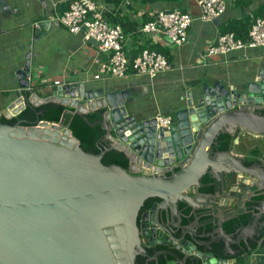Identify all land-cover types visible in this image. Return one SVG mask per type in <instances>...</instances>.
<instances>
[{
    "label": "water",
    "instance_id": "water-1",
    "mask_svg": "<svg viewBox=\"0 0 264 264\" xmlns=\"http://www.w3.org/2000/svg\"><path fill=\"white\" fill-rule=\"evenodd\" d=\"M255 70L253 79L203 82L199 91L193 86L167 130L157 128L155 116L138 118L149 105L133 98L131 88L88 89L82 82L66 83L53 86L50 96L39 99L33 93L29 52L16 73L21 90L9 110L19 113L29 104L47 103L70 106L80 114L105 109L103 125L111 145L100 154L85 152L63 124L67 111L59 124L0 123V264H136L137 256H148L138 217L153 197L162 202L143 215V235L151 232L152 247L163 243L167 234L165 241L184 254L183 260L166 264H185L188 258L228 264L211 252L197 251L195 239L177 238L161 222V210L171 207L175 214L180 200L193 206L187 193L200 186L209 169L218 178L222 158L231 160L236 172L264 176L260 165L246 167L231 152L213 149L223 133L234 135L240 129L264 135V59ZM9 110L3 117H17ZM110 150L125 153L130 169L104 165L103 156ZM137 167L153 174L136 172ZM177 168L179 172H174ZM221 232L231 239L223 228ZM149 261L158 263V258Z\"/></svg>",
    "mask_w": 264,
    "mask_h": 264
},
{
    "label": "crops",
    "instance_id": "crops-1",
    "mask_svg": "<svg viewBox=\"0 0 264 264\" xmlns=\"http://www.w3.org/2000/svg\"><path fill=\"white\" fill-rule=\"evenodd\" d=\"M97 1L100 4H103L100 0ZM144 1L146 3H144ZM144 1L123 0L121 4L125 17L137 26H140L139 24H142L148 19L150 21L153 14L162 10H181L189 12L195 18L199 16L197 0ZM225 1L227 3L226 13L212 22L205 23L196 19L189 30L187 43L181 47L174 45L166 37L158 36L152 40L147 35L143 34L141 29L137 32L134 31L133 33L128 34L124 49L130 59L136 58L141 52L140 49H146V46L150 43L168 49L173 64H181L184 66V69L163 74L156 79H150L146 76L129 73L126 78H123V82L112 84L113 80L119 79L103 78L101 80H95L94 78L98 72V66L94 63L98 54L97 46L93 42H86L81 35L70 34L66 28L51 19V17L56 18L57 16L62 15L63 11L59 8H61V5L65 4L67 10L71 0H23L25 4L24 6L27 9L30 10V6H34V11H36V20L34 24L37 22H44L42 28L44 31L38 35L39 38L42 37L45 30H49L46 34L48 36L51 35V32L53 33V37L47 41L46 49L42 52L43 60L47 61L44 62V64L48 65L50 68L48 81L42 82L41 86L38 88L39 91H37V88L35 87L33 93L39 99H44L50 96V89L55 85L82 82L88 89H101L103 87L131 88L135 95L133 98L136 97L144 103H150L155 100L154 96L157 95V93L160 94L161 92L165 93L167 90H174L176 93L174 96L171 94H160L162 96L161 101L164 102V104L159 106L158 103L154 104L152 107L145 106L141 109L144 110V112L141 114L137 113V116L138 118L143 119L147 116H156L157 114H165L175 117L177 107L181 106L182 99L186 100V94L193 86V84H191L192 82L196 83L203 81L212 85L216 80H221L225 83H236L238 81H245L247 78L253 79L256 75L255 68L264 59V48H260L247 50L245 52H235L226 57H215L207 67H201L198 65L200 55L203 54L205 52L204 50H207V48L211 46L221 34H223L225 29L229 28L230 24L243 21L248 17L253 20L254 15L264 8V0ZM25 7L23 9L26 12ZM0 10L20 15L19 9L15 6V0L2 1L0 3ZM33 32L34 36L38 33L35 29ZM63 32H66L67 36L61 38ZM36 40H38V37ZM55 48L59 49L55 50ZM52 49H54V52ZM64 52L70 53L68 55V58L70 59L67 60L68 62L62 60L59 65V60L57 62H55L56 59L50 61L49 58L52 54H55L58 59ZM27 57L28 54L26 55V61ZM62 58L64 57H61L60 59ZM25 63L20 69L24 67ZM174 73L180 74L175 76ZM93 83H104V85L88 87V85ZM201 86H195V91L201 90ZM10 90L2 91L1 94L8 96L10 92H15L16 97L11 101L13 102L12 104H14L18 100L17 91L21 89L19 86H12ZM22 94L25 96L24 93ZM173 97L177 100V103L175 104L171 103ZM81 104L85 103L81 102ZM10 106L1 109L0 115L6 116ZM162 106H167L168 109H163ZM65 107L68 112L67 115L77 113L75 108L70 106ZM11 111L14 110H9L10 114L12 113ZM234 135L236 136L234 146L229 152H231L234 157L242 159L243 164L245 165L244 161L250 160L248 159L250 151L254 148H261L260 157L256 158L254 164L246 167L260 165L261 168L264 169L262 164V156L264 154V135L259 136L240 129L237 130ZM105 140L111 145L109 139L105 137ZM232 163L233 162L229 159H221V162L218 164V168L220 169V176L218 178H216L215 173L209 169L207 173L212 174L217 182H219V190L216 194L200 193L198 190L201 187L200 181V186L194 187L187 193L189 198L193 201V206L186 201H183L186 202L183 210L184 215L179 213L177 214V217L181 224L186 226V239L191 240L192 242L195 239L198 242V244H196L197 251H199L198 246L209 250L207 248L209 247V244L211 247L214 245H220V248H225L227 247L226 243H228V252L226 249L224 252L225 254L220 251L223 254V258L216 257L217 259L227 260L228 264H237L239 259L243 260L244 264H264V176L257 177L251 173L236 172L232 168ZM229 168H231L230 172L225 171ZM137 170H143L148 175L153 174L152 171L145 168L141 170V167H137L136 172ZM169 173L170 172L167 174ZM137 174L140 175L142 173ZM259 197H261V200L257 201ZM188 208H191L190 213L186 212ZM245 214H252L254 217V220L250 225L239 229L236 233H227L225 231L223 225L226 222ZM191 215L196 216V218H194L193 223L188 224V222L185 221L189 219ZM206 217H212L213 223L215 222V229L212 232H206V223L201 222V220ZM180 222L177 226L180 225ZM221 228H223L224 232L231 237L229 241L224 237ZM253 243H256V248L251 246ZM200 260L203 262L202 259Z\"/></svg>",
    "mask_w": 264,
    "mask_h": 264
},
{
    "label": "built area",
    "instance_id": "built-area-1",
    "mask_svg": "<svg viewBox=\"0 0 264 264\" xmlns=\"http://www.w3.org/2000/svg\"><path fill=\"white\" fill-rule=\"evenodd\" d=\"M129 4V3H128ZM199 16L195 18L189 12L181 10L159 11L141 29L152 40L168 38L174 45L181 47L188 41L189 30L193 22H212L227 11L225 0H197ZM106 5L97 0H71L69 8L52 21L62 25L72 35H81L86 42H93L98 48L95 65L98 72L95 80L103 78L123 79L129 73L156 79L159 76L183 70V65L170 63L168 59L151 49L142 50L131 62L125 48L127 36L120 25H111L105 18ZM44 22L34 24V29L42 30ZM264 48V16L253 19L247 40L240 39L235 33L221 34L217 40L200 55L198 65L207 67L215 57H226L235 52H245ZM12 116L19 113L11 111ZM3 115H0V119ZM158 129L170 130L174 117L165 114L155 116ZM264 166V154L262 156Z\"/></svg>",
    "mask_w": 264,
    "mask_h": 264
},
{
    "label": "trees",
    "instance_id": "trees-1",
    "mask_svg": "<svg viewBox=\"0 0 264 264\" xmlns=\"http://www.w3.org/2000/svg\"><path fill=\"white\" fill-rule=\"evenodd\" d=\"M100 1L108 8L104 15L107 21L111 25H120L123 28L124 34L126 36H128V34L130 33H133L134 31H139L147 22H149L148 19L142 24H139L140 26H137L135 23L130 22V20H128L123 14L124 10H122L121 6L123 0ZM144 3L146 2L144 1ZM66 8L65 4H63L59 9L64 13ZM259 16H264V8L261 9L256 15H254V18ZM252 22L253 20H251V18L249 17L243 21L234 22L229 25V28L225 29L223 34L233 32L238 38L247 40ZM146 49L157 51L158 53L164 55L170 63H173L170 56V51L168 49L150 43H148ZM140 50L142 51L143 49ZM132 60L133 59H131V62ZM202 83L203 81L196 83L192 82L191 84H193V86H197L201 85ZM65 111L66 107L57 103H47L39 107H34L33 105L29 104L17 117L12 119H6L5 117H3L0 120V123L10 126H14L18 123H21V125L23 126H36L41 121L59 124ZM104 113L105 109H99L93 113H74L66 115L64 119L63 124L72 131L73 136L79 140V142L81 143V147L85 152L100 154L104 149H107L110 146V143L105 140L106 130L103 125ZM235 139V135H231L228 133L220 135L213 147L214 151H231L234 146ZM260 155L261 148H254L249 153L248 159L250 160L244 161L245 165L250 166L254 164L256 162V158H259ZM102 162L106 166L116 165L125 170L130 169V160L127 155L117 150H110L106 152L103 156ZM179 170L180 168H177L174 172H179ZM171 175L172 173L167 174L168 177H170ZM219 188V182H217L212 174L207 173L201 178V187L198 190L203 194H216ZM260 200L261 197L257 199V201ZM160 201L161 199L158 197L149 198L143 206L141 213L150 210L155 203H159ZM180 205L183 209L186 204L181 203ZM186 212L190 213L191 208H188ZM193 219L194 217L190 216L189 219H187L185 222L190 223ZM212 219V217H206L201 220V222L206 223V232H212L215 229V222L213 223ZM253 220L254 217L252 214H245L229 220L223 225V227L227 233H236L239 229L250 225ZM251 246L256 248V243H253ZM198 250L205 254L211 252L217 258H223V254L220 251H222L223 253L225 252V248H220V245L212 246L211 250H206L204 247L198 246ZM161 252H166L169 254H167V256H163L160 255ZM147 253L149 258L157 256L158 263L155 261H148L147 257L140 255L136 258V264H166L170 260L184 259V254L182 252H180L178 249H170L168 245H159L155 248L148 249ZM186 264H203V262L198 258H188L186 260ZM237 264H244V261L239 259L237 261Z\"/></svg>",
    "mask_w": 264,
    "mask_h": 264
},
{
    "label": "rangeland",
    "instance_id": "rangeland-1",
    "mask_svg": "<svg viewBox=\"0 0 264 264\" xmlns=\"http://www.w3.org/2000/svg\"><path fill=\"white\" fill-rule=\"evenodd\" d=\"M2 1L4 0H0V3ZM24 5L25 4L23 0H17V4L15 0V6L19 9L20 15L15 13L13 14L9 11L3 12L0 10V110L4 109L5 107H9L13 103L11 101L16 97L15 92H10L8 96L2 95L1 92L10 90L12 86H19L16 73L26 62V55L29 52H32L33 55V84L34 87L37 88V91H39L38 88L41 86L42 82L48 81V75L50 74L49 66L44 64V62L47 61L43 60L42 52L46 49L47 41L53 37V33L51 32V35L48 36L46 34L49 32V30H45L42 37L39 38L38 35L44 31L43 29L42 31H38L36 36H34L33 25L36 20V11H34L33 5L30 6V10ZM24 7L26 8V12L23 9ZM66 36L67 33L63 32L61 38ZM37 37L38 40H36ZM58 49L59 48H55V50ZM52 51L54 52V49H52ZM69 54L70 53L68 52H64L58 59L56 58L55 54H52L49 59L50 61L56 59L55 62L59 60L58 63L60 65V61L63 60L64 62H68L67 60H70L68 58ZM61 57L64 58L60 59ZM179 74L180 73H174L175 76H178ZM120 82H123V79L113 80L112 84H119ZM96 85L103 86L104 83H93L88 85V87H93ZM167 91L165 93L161 92L160 94H171L172 96L176 94L174 90ZM160 94L157 93V95L154 96L155 100L148 103L150 107L158 103L159 106L164 104V102L161 101L162 96ZM171 103H177L175 97L171 99ZM162 107L163 109H168L167 106Z\"/></svg>",
    "mask_w": 264,
    "mask_h": 264
},
{
    "label": "flooded vegetation",
    "instance_id": "flooded-vegetation-1",
    "mask_svg": "<svg viewBox=\"0 0 264 264\" xmlns=\"http://www.w3.org/2000/svg\"><path fill=\"white\" fill-rule=\"evenodd\" d=\"M162 202V200L159 202V203H161ZM146 203V202H145ZM145 203H144V205H145ZM181 203H185L186 204V202H183V201H178L177 203H176V209H177V211H176V213L175 214H173L172 213V211H171V207H169V209L167 210V209H163V210H161V222L164 224V225H166V226H169V228H170V230L175 234V236L176 237H178L179 239H181L182 237H184L185 239L187 238V235H186V231H185V229H186V226L184 225H182L181 224V222H180V220H179V218L177 217V214H181V215H184V213H183V210H184V208L182 209V207H181ZM156 204V203H155ZM154 204V205H155ZM153 205V206H154ZM142 210V209H141ZM151 210H152V208L150 209V210H147V211H145V212H143V213H141V211H140V214H139V217H138V224H139V226H140V230H141V236H142V241H143V247L146 249V252H147V250L148 249H151V248H155L156 246H159V245H168L169 246V248L170 249H176V247H174V246H171L169 243H167L166 241H165V237L167 236V234H165L164 235V237H163V243H157V244H155V245H153L152 247H150L149 245H150V239H149V236L151 235V232H150V234H149V236H144L143 235V233H144V229L142 228V217H143V215L144 214H146V213H149V212H151ZM195 215V214H194ZM191 216H193V215H191ZM169 217H171L172 218V220H170L169 219ZM194 218H196V216H193ZM180 222V225L179 226H177L178 225V223ZM194 222V219L190 222V223H188V224H191V223H193ZM152 226L151 225H149L148 226V229L151 231L152 230V228H151ZM157 232L159 233L160 232V230L159 229H157ZM187 240V239H186ZM187 241H191V240H187ZM192 242V241H191ZM212 249V248H211ZM180 251V250H179ZM148 254V253H147ZM167 254H169V253H166V252H161L160 253V255H163V256H167ZM144 257H146V256H144ZM147 258H148V261H149V257L147 256ZM151 258H154V257H151ZM156 258H157V256H156ZM174 260H176V259H174ZM177 260H179V259H177ZM170 261H173V260H170ZM169 262V261H168Z\"/></svg>",
    "mask_w": 264,
    "mask_h": 264
},
{
    "label": "bare ground",
    "instance_id": "bare-ground-1",
    "mask_svg": "<svg viewBox=\"0 0 264 264\" xmlns=\"http://www.w3.org/2000/svg\"><path fill=\"white\" fill-rule=\"evenodd\" d=\"M58 138H59V139H61V138H62V135H61V136H59Z\"/></svg>",
    "mask_w": 264,
    "mask_h": 264
}]
</instances>
